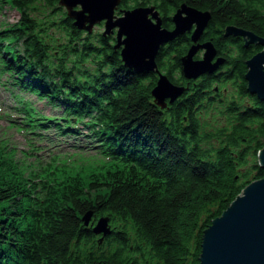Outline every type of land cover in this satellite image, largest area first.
Masks as SVG:
<instances>
[{"label": "trees", "instance_id": "16d2710c", "mask_svg": "<svg viewBox=\"0 0 264 264\" xmlns=\"http://www.w3.org/2000/svg\"><path fill=\"white\" fill-rule=\"evenodd\" d=\"M8 1L21 16L0 29L3 68L14 86L62 109V117L45 116L22 105L25 121L61 133L79 132L84 123L114 167L101 173L103 181L97 176L86 184L78 176L7 179L0 166V264H200L212 218L264 175L258 162L264 100L249 92L245 78L247 60L264 45H245L243 35L225 34L233 24L264 37V0H121L120 13L152 2L169 29L183 3L212 14L201 40H212L224 63L189 79L181 57L193 43L191 32L164 44L158 68L186 87L165 106L152 93L158 73L127 66L116 32L79 28L60 0ZM42 11L43 18L35 14ZM228 82L249 103L222 94ZM214 83L222 87L218 93ZM218 96L233 119L229 128L227 123L204 134L199 114ZM215 137L218 144L205 145ZM104 215L116 225L100 242L93 227Z\"/></svg>", "mask_w": 264, "mask_h": 264}, {"label": "water", "instance_id": "95a60500", "mask_svg": "<svg viewBox=\"0 0 264 264\" xmlns=\"http://www.w3.org/2000/svg\"><path fill=\"white\" fill-rule=\"evenodd\" d=\"M61 3L67 6L79 28L91 32L95 22L101 20H105L104 34L117 28L116 47H121L125 64L137 70H156L159 74L152 93L162 106L167 104L168 98L173 101L186 90L158 68L157 56L164 44L191 32L193 43L181 57L182 72L189 79L213 73L225 61L218 56L212 40L198 42L211 21L209 10L183 3L173 13L174 28L169 29L163 26L162 15L155 5L126 8L123 15L117 16L115 11L121 0H61ZM78 4L81 9H74ZM130 31L135 34L131 35ZM231 33L243 35L245 45L253 42L264 45V37L253 31L229 24L225 34ZM201 49L205 52L199 58L197 54ZM247 63L248 90L264 100V49ZM258 162L264 167V146L259 150ZM91 217L92 212L85 215L86 224ZM93 231L101 235L102 242L112 232L110 216L100 217ZM200 264H264V175L250 181L221 215L212 218L204 230Z\"/></svg>", "mask_w": 264, "mask_h": 264}, {"label": "rangeland", "instance_id": "374dc122", "mask_svg": "<svg viewBox=\"0 0 264 264\" xmlns=\"http://www.w3.org/2000/svg\"><path fill=\"white\" fill-rule=\"evenodd\" d=\"M60 4L63 5L61 0ZM130 4L134 5V0ZM151 4L153 3L149 2L146 5ZM81 7V4H78L74 9L79 10ZM48 8L52 9L53 7L49 6ZM65 9L68 12L66 6ZM35 14L43 18L45 12H35ZM115 14L119 16L123 15V12L120 13L119 8H117ZM20 16L21 14L8 0H0V29L16 22ZM104 23V20L95 23L92 31L104 32L106 29ZM114 32L117 33V28ZM59 34L58 31L53 32V35ZM198 42L203 41L200 39ZM204 52L205 49L199 50V58L203 57ZM0 54V166L7 179L24 178L29 181L32 179L39 181L42 178L53 182L64 180L70 176H78L88 184L92 178L99 176V181H103L101 173L114 166L109 168L111 160L100 152L102 145L91 136V128L84 123H79L78 127L81 131L61 133L53 126L47 129H39L37 126L36 129L30 127L25 121L27 114L21 113V109L17 108L18 105L31 104L39 114L45 116L57 114L62 117V109L55 108L46 99H41L31 90L14 86L10 73L3 68L2 60L5 55L1 52ZM160 71L166 73L163 70ZM173 74L175 77H179L181 73L174 72ZM212 87L215 93L222 89L216 83ZM239 91L240 88L237 85L228 82L220 92L228 95L229 98H234L239 103H249V99L240 95ZM227 115L218 96L213 105L205 107L199 114L200 121L204 124V134L209 131L206 129L218 130L219 127H224L229 120L233 119V117L229 119ZM230 124H227L228 128ZM45 136L48 138L56 137L60 141H57L58 145L56 143L49 145L46 144ZM217 137L212 141L210 139L204 141L205 145L218 144ZM52 140L54 139L52 138ZM110 224L111 226L116 225L113 221H110Z\"/></svg>", "mask_w": 264, "mask_h": 264}, {"label": "bare ground", "instance_id": "6f19581e", "mask_svg": "<svg viewBox=\"0 0 264 264\" xmlns=\"http://www.w3.org/2000/svg\"><path fill=\"white\" fill-rule=\"evenodd\" d=\"M65 7V6H64ZM67 7V6H66ZM75 8V7H74ZM68 14H69V12H68ZM70 16V15H69ZM102 21V20H101ZM98 22H100V21H98ZM95 23H97V21L95 22ZM141 28H142V25H141ZM133 30H135L134 32L136 33V29H133ZM134 32H131L130 31V34L132 35ZM111 33H113V32H111ZM134 33V34H135ZM108 34H110V33H108ZM133 34V35H134ZM174 101V100H173ZM17 107V106H16ZM21 107V105H18V107L17 108H20ZM21 113H23V114H26L25 113V111L23 110V108H21ZM75 120H77L76 118H74ZM37 127H39V129L40 128H43V127H40V126H37ZM34 129H36V126L34 127ZM83 131V130H82ZM83 134V133H82ZM52 138L54 139V140H52ZM52 138H48V137H46L45 136V140H46V144H49V145H51V144H53V143H56L57 144V141H60L59 140V138H56V137H52ZM78 139V138H77ZM91 143V142H90ZM58 145V144H57ZM100 152L104 155V152H103V146H102V148H100ZM106 156V155H105ZM107 158H109L108 156H106Z\"/></svg>", "mask_w": 264, "mask_h": 264}, {"label": "flooded vegetation", "instance_id": "af4514ba", "mask_svg": "<svg viewBox=\"0 0 264 264\" xmlns=\"http://www.w3.org/2000/svg\"><path fill=\"white\" fill-rule=\"evenodd\" d=\"M166 74H167V73H166ZM167 75H168V74H167ZM170 80H171V79H170ZM171 81L174 82L173 80H171ZM174 83H175V82H174ZM175 84H179V83H175ZM179 85H182V84H179ZM182 86H184V85H182ZM185 91H186V90H185ZM185 91H184V92H185ZM184 92H183V93H184ZM183 93H182V94H183ZM182 94H181V95H182ZM181 95H179L178 97H180ZM178 97H177V98H178ZM177 98H176V99H177ZM176 99H175V100H176ZM166 101L168 102V101H170V99L168 98ZM170 102H173V101H170Z\"/></svg>", "mask_w": 264, "mask_h": 264}]
</instances>
